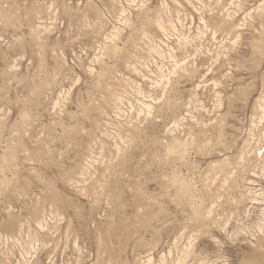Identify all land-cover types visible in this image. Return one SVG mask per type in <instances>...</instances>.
Returning <instances> with one entry per match:
<instances>
[{"label": "rangeland", "instance_id": "374dc122", "mask_svg": "<svg viewBox=\"0 0 264 264\" xmlns=\"http://www.w3.org/2000/svg\"><path fill=\"white\" fill-rule=\"evenodd\" d=\"M0 264H264V0H0Z\"/></svg>", "mask_w": 264, "mask_h": 264}]
</instances>
